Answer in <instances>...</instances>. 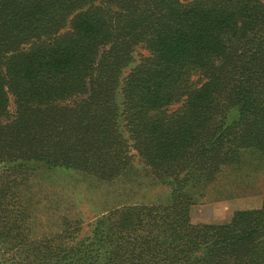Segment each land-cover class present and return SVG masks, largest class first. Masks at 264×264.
Segmentation results:
<instances>
[{"label":"trees","instance_id":"16d2710c","mask_svg":"<svg viewBox=\"0 0 264 264\" xmlns=\"http://www.w3.org/2000/svg\"><path fill=\"white\" fill-rule=\"evenodd\" d=\"M132 151L167 201L33 234L36 174L112 182ZM244 151L264 156V0H0V264H264V203L190 215Z\"/></svg>","mask_w":264,"mask_h":264},{"label":"rangeland","instance_id":"374dc122","mask_svg":"<svg viewBox=\"0 0 264 264\" xmlns=\"http://www.w3.org/2000/svg\"><path fill=\"white\" fill-rule=\"evenodd\" d=\"M146 55L142 44L134 47L132 61L119 78V93L124 77ZM118 99L121 101L120 94ZM14 112L11 99V115ZM132 154L125 176L112 182L68 171L36 174L28 190L34 207L33 234L59 232L66 219L80 220L81 235L87 236L96 218L115 206L167 201L170 187L160 183L134 151ZM263 203L264 156L244 151L239 165L224 167L211 184L198 191L190 215L193 223H222L229 221L236 210L258 208Z\"/></svg>","mask_w":264,"mask_h":264}]
</instances>
